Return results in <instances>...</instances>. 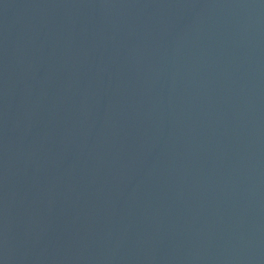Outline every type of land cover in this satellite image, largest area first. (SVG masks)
<instances>
[{
	"label": "water",
	"instance_id": "1",
	"mask_svg": "<svg viewBox=\"0 0 264 264\" xmlns=\"http://www.w3.org/2000/svg\"><path fill=\"white\" fill-rule=\"evenodd\" d=\"M0 264H264V0H0Z\"/></svg>",
	"mask_w": 264,
	"mask_h": 264
}]
</instances>
